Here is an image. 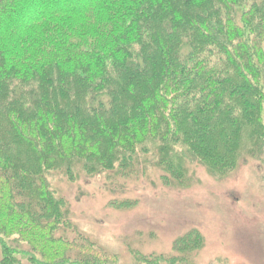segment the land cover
Instances as JSON below:
<instances>
[{"label":"trees","instance_id":"trees-1","mask_svg":"<svg viewBox=\"0 0 264 264\" xmlns=\"http://www.w3.org/2000/svg\"><path fill=\"white\" fill-rule=\"evenodd\" d=\"M59 1L66 2L0 0V264L17 262L19 251L31 260L39 256L41 264H107L109 256L92 242L79 240L72 227L65 232L68 210L48 175L57 169L68 174L74 162L89 173L127 174L134 146L147 151L143 130L159 137L157 163L176 154L165 141L169 127L189 128L180 125L186 113L177 121L162 109L167 86L197 84L199 99L209 104L204 114L186 118L198 125L188 150L209 166L217 159L214 165L225 164L219 142L239 139L238 126L222 123L215 133L207 124L224 121L239 102L245 109L264 98L261 33L251 31L264 24V0ZM213 46L227 52L212 84L213 66L205 62ZM252 46L255 52L245 58L244 49ZM235 55L244 58L232 65ZM224 95L235 100L223 101ZM242 113L240 108L237 119ZM173 248L176 255H155L153 264L180 259L181 246Z\"/></svg>","mask_w":264,"mask_h":264},{"label":"rangeland","instance_id":"rangeland-1","mask_svg":"<svg viewBox=\"0 0 264 264\" xmlns=\"http://www.w3.org/2000/svg\"><path fill=\"white\" fill-rule=\"evenodd\" d=\"M77 1L57 4L70 5ZM259 26L252 25L251 31L261 33L259 44L263 51L264 24ZM133 48L136 52L139 50L137 43ZM254 48H245L243 56L247 58ZM212 50L205 63L213 66L208 76L213 84L218 79L217 69L223 67L220 60L227 51H217L215 46ZM244 57L235 55L231 64L237 62L236 58L241 61ZM252 60L255 61L254 57ZM248 63V68L254 70ZM251 71L244 72L253 76L251 81L255 83ZM260 78L264 84V78ZM165 91L161 105L165 114L173 115L177 121L181 120L180 112L187 114L180 125L187 126L189 134L183 133L188 132L183 127L181 131L175 127V132L170 126L165 139L173 145L176 154L157 163L156 158L162 156L159 150L154 151L158 147V136L153 133L147 136L148 130H143L147 151L142 152L138 144L134 146L133 162L127 174L118 171L111 177L99 170L89 173L78 162L71 164L68 174L61 169L49 173L52 190L64 198L68 210L67 220L71 223L65 232L70 235L75 230L79 240L92 242L102 255L109 256L104 258L107 264H153L155 255L162 254L165 258L176 255L178 252L173 248L176 242L184 257L172 259L171 264H264V98L259 105H246L245 109L239 102L229 108L231 113L224 121L207 124L215 133L222 123L238 126L239 139L234 145L219 142L225 146V164L214 165L215 161L220 163L217 159L209 166L187 147L198 125L193 120L189 123L186 118H193L195 113L204 114L209 107L205 100L199 99L200 88L196 84L187 89L181 82L167 86ZM205 91L209 93V88ZM227 98L232 97L222 96L223 101ZM197 100L202 108L196 105ZM240 108L243 116H239V121L235 114ZM172 110L174 112L170 113ZM256 122H260L261 130L255 133L252 127ZM191 232L195 233V240ZM21 243L23 249H27L28 245ZM199 244L195 250L194 246ZM15 257L17 262L13 264H41L39 256L31 260L30 255L19 251ZM164 257L162 264H167Z\"/></svg>","mask_w":264,"mask_h":264}]
</instances>
